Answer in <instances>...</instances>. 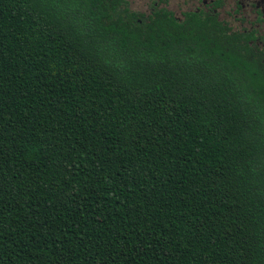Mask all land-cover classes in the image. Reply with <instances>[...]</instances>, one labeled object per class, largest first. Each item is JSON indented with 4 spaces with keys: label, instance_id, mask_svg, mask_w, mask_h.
Here are the masks:
<instances>
[{
    "label": "trees",
    "instance_id": "trees-1",
    "mask_svg": "<svg viewBox=\"0 0 264 264\" xmlns=\"http://www.w3.org/2000/svg\"><path fill=\"white\" fill-rule=\"evenodd\" d=\"M0 264H264V72L236 37L0 0Z\"/></svg>",
    "mask_w": 264,
    "mask_h": 264
},
{
    "label": "flooded vegetation",
    "instance_id": "flooded-vegetation-1",
    "mask_svg": "<svg viewBox=\"0 0 264 264\" xmlns=\"http://www.w3.org/2000/svg\"><path fill=\"white\" fill-rule=\"evenodd\" d=\"M144 9L133 10L142 18L155 11H166L182 21L187 14L216 21L229 35L236 37L244 59L264 72V0H143Z\"/></svg>",
    "mask_w": 264,
    "mask_h": 264
},
{
    "label": "rangeland",
    "instance_id": "rangeland-1",
    "mask_svg": "<svg viewBox=\"0 0 264 264\" xmlns=\"http://www.w3.org/2000/svg\"><path fill=\"white\" fill-rule=\"evenodd\" d=\"M127 1L130 2V7L133 10L141 11L144 9V1L143 0H127Z\"/></svg>",
    "mask_w": 264,
    "mask_h": 264
}]
</instances>
